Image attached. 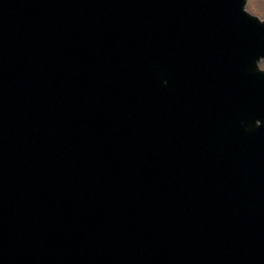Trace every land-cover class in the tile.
I'll use <instances>...</instances> for the list:
<instances>
[{
  "label": "water",
  "instance_id": "1",
  "mask_svg": "<svg viewBox=\"0 0 264 264\" xmlns=\"http://www.w3.org/2000/svg\"><path fill=\"white\" fill-rule=\"evenodd\" d=\"M246 5L0 0V264H264Z\"/></svg>",
  "mask_w": 264,
  "mask_h": 264
},
{
  "label": "rangeland",
  "instance_id": "2",
  "mask_svg": "<svg viewBox=\"0 0 264 264\" xmlns=\"http://www.w3.org/2000/svg\"><path fill=\"white\" fill-rule=\"evenodd\" d=\"M247 10L251 14L260 18L264 17V0H248ZM260 67L264 69V61L260 62Z\"/></svg>",
  "mask_w": 264,
  "mask_h": 264
}]
</instances>
